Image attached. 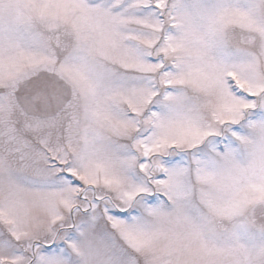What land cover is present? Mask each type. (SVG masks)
<instances>
[{
	"label": "snow or ice",
	"instance_id": "1",
	"mask_svg": "<svg viewBox=\"0 0 264 264\" xmlns=\"http://www.w3.org/2000/svg\"><path fill=\"white\" fill-rule=\"evenodd\" d=\"M0 264H264V0H0Z\"/></svg>",
	"mask_w": 264,
	"mask_h": 264
}]
</instances>
